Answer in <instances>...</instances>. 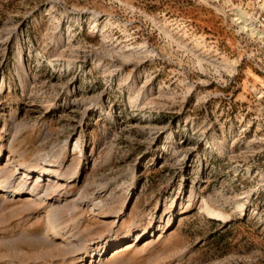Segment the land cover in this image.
<instances>
[{"label": "rangeland", "instance_id": "1", "mask_svg": "<svg viewBox=\"0 0 264 264\" xmlns=\"http://www.w3.org/2000/svg\"><path fill=\"white\" fill-rule=\"evenodd\" d=\"M0 153V264H264V0H0Z\"/></svg>", "mask_w": 264, "mask_h": 264}, {"label": "bare ground", "instance_id": "2", "mask_svg": "<svg viewBox=\"0 0 264 264\" xmlns=\"http://www.w3.org/2000/svg\"><path fill=\"white\" fill-rule=\"evenodd\" d=\"M246 25V24H245ZM0 155H1V153H0ZM53 173H57V171H54ZM3 175V174H2ZM2 177V176H1ZM37 177H40V174H38L37 175ZM6 179V178H5ZM3 183L0 181V187L2 188V187H6V185H2ZM208 216L210 217V218H215V213L213 212V211H211V210H208ZM50 217V216H49Z\"/></svg>", "mask_w": 264, "mask_h": 264}]
</instances>
